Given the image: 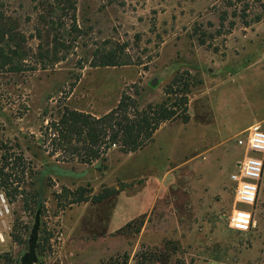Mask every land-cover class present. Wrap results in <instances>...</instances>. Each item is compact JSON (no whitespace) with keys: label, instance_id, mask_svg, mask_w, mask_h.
<instances>
[{"label":"rangeland","instance_id":"rangeland-1","mask_svg":"<svg viewBox=\"0 0 264 264\" xmlns=\"http://www.w3.org/2000/svg\"><path fill=\"white\" fill-rule=\"evenodd\" d=\"M55 1L0 0V136L28 167L20 194L0 189L11 209L0 264H21L28 253L40 185L35 264L124 254L128 264H264V178L255 227L229 226L237 138L264 127V0H69L72 8L50 13ZM110 52L131 64L97 66ZM184 72L203 82L190 121L165 124L141 151L114 148L105 161L83 163L43 135L68 109L109 113L124 92L142 107L160 103ZM124 184L132 186L101 203L59 208L66 190ZM140 218L141 232H126Z\"/></svg>","mask_w":264,"mask_h":264},{"label":"trees","instance_id":"trees-1","mask_svg":"<svg viewBox=\"0 0 264 264\" xmlns=\"http://www.w3.org/2000/svg\"><path fill=\"white\" fill-rule=\"evenodd\" d=\"M57 4H56V3ZM49 3V12H62L72 8L69 0H57ZM68 2V3H67ZM59 26H63L60 24ZM2 36H4L2 34ZM54 45L62 40L54 35ZM62 45V44H61ZM97 66L130 65L128 58L122 54L106 53L99 57ZM203 82L189 72L178 74L165 89L162 102L143 106L124 92L119 104L109 113L96 117L92 114L77 110H66L62 117L42 129L43 135L51 140L56 147L68 152L69 160H80L83 163L106 160L108 153L119 149L124 154H132L143 150L155 140L156 133L165 125L174 121L188 123L190 121V102L193 93L202 86ZM15 148L19 151V146ZM15 150L12 145L0 136V151H5L0 160V189H11L20 194L19 189L28 185L24 178L27 167L22 155L11 153ZM11 153L9 155V153ZM10 173H6L5 170ZM22 175V176H21ZM34 186L33 183H29ZM132 184H124L118 188H106L94 194L92 189L78 188L75 191L66 190V196H60L59 208H66L81 203H101L119 194ZM88 192V194H86ZM24 193V192H23ZM33 203L36 209L44 208V188L40 185L33 192ZM37 211V212H38ZM145 225V219H136L126 226V232L136 228L139 234ZM123 231V230H122ZM129 256L124 254L103 261L101 264H128ZM160 263L162 262L159 261Z\"/></svg>","mask_w":264,"mask_h":264},{"label":"built area","instance_id":"built-area-1","mask_svg":"<svg viewBox=\"0 0 264 264\" xmlns=\"http://www.w3.org/2000/svg\"><path fill=\"white\" fill-rule=\"evenodd\" d=\"M237 144L242 149V157L230 177L234 207L229 215V226L236 232L248 233L256 224L255 208L264 178V127L258 123L251 125L237 138ZM10 213L6 197L0 194V244L6 241Z\"/></svg>","mask_w":264,"mask_h":264},{"label":"water","instance_id":"water-1","mask_svg":"<svg viewBox=\"0 0 264 264\" xmlns=\"http://www.w3.org/2000/svg\"><path fill=\"white\" fill-rule=\"evenodd\" d=\"M40 224H41V210H39L36 214L35 223L32 229V234L29 243V250L28 253L23 257L21 264L36 263Z\"/></svg>","mask_w":264,"mask_h":264},{"label":"crops","instance_id":"crops-1","mask_svg":"<svg viewBox=\"0 0 264 264\" xmlns=\"http://www.w3.org/2000/svg\"><path fill=\"white\" fill-rule=\"evenodd\" d=\"M249 127H250V126H249ZM249 127H248V128H249Z\"/></svg>","mask_w":264,"mask_h":264}]
</instances>
